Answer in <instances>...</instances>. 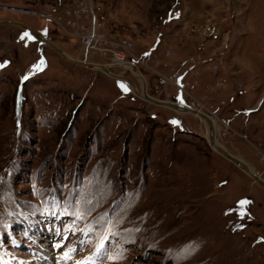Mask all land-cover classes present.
<instances>
[{"label":"rangeland","instance_id":"obj_1","mask_svg":"<svg viewBox=\"0 0 264 264\" xmlns=\"http://www.w3.org/2000/svg\"><path fill=\"white\" fill-rule=\"evenodd\" d=\"M79 1L0 4L58 19ZM86 2L99 32L132 44L133 65L108 69L120 79L0 27V264H264V188L199 117L125 79L202 104L218 145L264 180V0ZM66 17L0 12L81 61Z\"/></svg>","mask_w":264,"mask_h":264},{"label":"built area","instance_id":"obj_2","mask_svg":"<svg viewBox=\"0 0 264 264\" xmlns=\"http://www.w3.org/2000/svg\"><path fill=\"white\" fill-rule=\"evenodd\" d=\"M0 12H9L17 15L36 16L42 19L50 20L54 23L59 24L60 26L63 21L62 18L64 17V15H66L67 19L64 21L66 26L69 28L73 27L75 31L71 33L70 31L65 29V27H63V30H65V32L70 37L77 38L79 40L80 45L84 49V58L81 61L87 62L86 60L89 59V56L91 57L94 55H100V57L104 59L105 62H103V64H97L104 65L109 70H111V68L126 69V67L124 66L126 63L133 65L127 60V56L131 55V42L126 39L119 38L114 33L104 34L99 32V25L97 26L94 12L90 7V4H87L86 0H80L73 11L65 10L63 12V16L60 15V18L58 19L47 9H44L43 11H36L25 7L0 4ZM83 18L89 21L87 25H82L80 23L78 24V22L74 21V19L77 20ZM225 82L226 80H219L215 84V87L212 88H221L224 86ZM213 89H209V91ZM183 105L200 112H202V109L204 108L202 104L195 101H192L190 104Z\"/></svg>","mask_w":264,"mask_h":264},{"label":"water","instance_id":"obj_3","mask_svg":"<svg viewBox=\"0 0 264 264\" xmlns=\"http://www.w3.org/2000/svg\"><path fill=\"white\" fill-rule=\"evenodd\" d=\"M6 25H13V26H17L20 27L21 29H23L26 33H28L34 40H36L37 42L47 45L49 46L53 51H55L58 55H60L65 61H67L68 63H71L73 65H78L87 69H97L99 71H101L102 73L106 74L107 76L111 77L112 79H120L117 75L112 74L110 71H108V69L101 64H93V63H88L85 61H80V60H76L73 58L68 57L60 48H58L55 44H53L51 41H49L46 38L41 37L37 32H35L31 27L19 23V22H5V23H0V26H6ZM126 80H128L131 84L134 85V83L128 79L125 78ZM135 90V89H134ZM134 94L139 97L140 99H142L143 101L159 106V107H165L168 109H171L173 111H181L182 113H189L192 114L196 117H199L202 121H204L207 124V127L209 129V132L211 133V137H209L208 139V143L209 145L215 148V151L221 155L222 157H224L225 159H227L228 161H230L231 163H233L235 166H237L239 169H241L245 174H247L252 180L253 182L257 183L258 185H260L262 188H264V180L261 179L256 173H253L249 167L242 162L241 160L238 159V157L233 156L232 154L228 153L227 151L219 148L216 146V132H215V128L214 125L212 123V121L210 120V117L200 111H196L194 109H191L189 107L183 106L182 104H177V103H173V102H167V101H162V100H158L152 97H146L144 98L143 96L139 95L136 90L134 92Z\"/></svg>","mask_w":264,"mask_h":264},{"label":"bare ground","instance_id":"obj_4","mask_svg":"<svg viewBox=\"0 0 264 264\" xmlns=\"http://www.w3.org/2000/svg\"><path fill=\"white\" fill-rule=\"evenodd\" d=\"M86 61L88 62V59H87ZM96 70H97V69H96ZM135 73L138 74L136 71H135ZM121 81H124V79L121 80ZM132 88L136 90V88L133 87V85H132ZM135 90H133V91L135 92ZM136 92H137V90H136ZM137 93H138V92H137ZM138 94H139V93H138ZM139 95H140V94H139ZM142 95H143V97L146 96L145 94H142ZM146 97H147V96H146ZM146 97H144V98H146ZM187 114H189V113H187ZM210 120L212 121V123H213V125H214V128H215V130H216V129H217V126H216V124H215V121H213V119H211V118H210ZM206 127H207V126H206ZM207 130H208V133H207L208 135H207V136H208V138H209V137H211V133L209 132L208 127H207ZM216 146L222 149V147L219 146L217 142H216ZM212 147H213V146H212ZM213 149L215 150L214 147H213ZM238 159H239V158H238ZM239 160H241V159H239ZM241 161H242V160H241ZM242 162H243V161H242ZM245 164H246V163H245ZM246 165H247V164H246ZM248 167H249V166H248ZM249 169L252 171V169H251L250 167H249ZM252 172H253V171H252ZM253 173H254V172H253Z\"/></svg>","mask_w":264,"mask_h":264},{"label":"crops","instance_id":"obj_5","mask_svg":"<svg viewBox=\"0 0 264 264\" xmlns=\"http://www.w3.org/2000/svg\"><path fill=\"white\" fill-rule=\"evenodd\" d=\"M5 22H12L11 19H5V20H0V23H5ZM6 26H13V25H6ZM1 27V26H0ZM13 27H17V26H13ZM20 28V27H17ZM21 29V28H20ZM23 30V29H22ZM35 31V30H34ZM51 41V39H49ZM37 42V41H36ZM39 43V42H38ZM44 45V44H42Z\"/></svg>","mask_w":264,"mask_h":264}]
</instances>
